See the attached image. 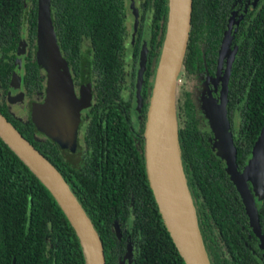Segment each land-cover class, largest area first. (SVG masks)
I'll return each mask as SVG.
<instances>
[{
  "label": "trees",
  "instance_id": "obj_1",
  "mask_svg": "<svg viewBox=\"0 0 264 264\" xmlns=\"http://www.w3.org/2000/svg\"><path fill=\"white\" fill-rule=\"evenodd\" d=\"M248 1L253 0H193L180 76L184 79L178 91L183 165L211 264H264V251L249 226L226 162L215 148V134L201 131L195 96L206 80L219 77L217 63L228 20ZM138 2L135 32L127 0H51L60 52L77 75L83 77L87 70L95 79L96 100L85 146L75 153L72 164L59 141L38 130L32 115L25 123L8 113L7 93L19 43L26 36L23 29L27 23L28 39L34 43L39 8L38 0H0V112L63 175L100 235L106 264H186L159 211L139 138L146 128L153 90L148 77L156 76L167 32L169 0ZM132 35L136 42L129 57ZM239 37L241 56L237 69L234 64L231 71L228 112L231 119L237 105L247 99L240 136L235 139L243 167L264 126V0L246 16ZM144 43L149 48L147 81L142 92L143 124L137 129L132 120ZM37 61L27 58L25 65L29 93L43 88ZM238 72H243L240 84L233 82L238 81ZM129 74L132 81H127ZM244 84L247 97L246 91H240ZM260 214L264 226V204ZM115 223L120 225L121 238ZM0 264H87L79 238L55 198L1 137Z\"/></svg>",
  "mask_w": 264,
  "mask_h": 264
},
{
  "label": "water",
  "instance_id": "obj_2",
  "mask_svg": "<svg viewBox=\"0 0 264 264\" xmlns=\"http://www.w3.org/2000/svg\"><path fill=\"white\" fill-rule=\"evenodd\" d=\"M38 52L39 65L49 70L47 97L42 109L34 107L32 117L39 131L61 142L65 150L75 145L80 124V101L68 62L60 52L51 0H38ZM134 29L138 30V15L135 2ZM193 0H169V19L162 54L157 68L150 106L147 114L145 140V162L151 189L159 207L164 224L186 264H211L206 250L194 201L187 183L180 144V123L178 115V91L180 76L189 44L192 27ZM232 24L226 32L220 51L219 70L231 49ZM229 55V54H228ZM230 59V58H229ZM148 48L143 45L137 81V102L142 109V88L147 69ZM45 65V66H44ZM232 65L221 77L220 99L209 91L208 109L210 124L215 134V148L227 164L237 189L243 199L247 214L255 233L264 249V234L260 227L258 210L250 186L252 179H264V127L253 148L252 158L243 172L239 169L238 151L234 143L227 106L229 81ZM220 74V72H219ZM220 78V75H218ZM211 81V80H207ZM20 82L13 84L20 90ZM16 91V90H15ZM0 137L20 157L50 191L74 228L82 246L87 264H106L103 242L91 218L71 190L69 184L52 164L17 128L0 112ZM173 149L176 151L181 171L185 177L194 212L195 235L183 224L176 207V198L167 193L168 168ZM262 170V171H261ZM166 183V184H165ZM117 235L121 238L119 223H115Z\"/></svg>",
  "mask_w": 264,
  "mask_h": 264
},
{
  "label": "flooded vegetation",
  "instance_id": "obj_3",
  "mask_svg": "<svg viewBox=\"0 0 264 264\" xmlns=\"http://www.w3.org/2000/svg\"><path fill=\"white\" fill-rule=\"evenodd\" d=\"M132 2H135L138 19L140 17L139 9H138L139 2H138V0H127L128 7L131 10L132 15L134 16V25H135L136 13H135V10H133L131 8ZM261 2H262V0L248 1L246 3L241 4L240 8L237 7L235 9V11L231 13L230 18H229L228 23H227V26H226V32L229 30V26H230V24L233 21L234 26H232V29H231V33H232V36H233V41H232V45H231V49H230L231 50L230 53H232L233 56L231 55L232 57L230 59H224V63H223V67H222L221 71L219 70V60H218L217 73L220 72V74H218V75H220V77H222L225 74L226 69L229 67V65H232V68H233V66L235 64V67L237 69V66L239 64V59L238 58H240V56H241L240 55V51H241V47H242L241 40H240V37H239V33L241 31V27H242V25L244 23V19L246 18V16L251 14L252 11L255 10L260 5ZM233 18H234V20H233ZM244 30H246V28H244ZM27 32H28V24L26 23L25 26H24V29H23V33H25L26 36L19 43L20 49H19V53H18V58H17V60L14 61L15 68H14V74L12 76V78H13L12 81L13 82H12V84H10V88H9L8 93H7L8 113L13 115L16 119H18L20 121H23L25 123L29 121V118L32 115V113L29 114V118L28 119H22V118H20V117H18V116H16L14 114V110L13 109L15 108V106L17 104H12L11 105V102H10V99H11L10 94H11V90L13 88V84H15L17 82H20V85H19L20 90L14 91V93H16V94L20 93L21 94V100H22L21 103H23V106H24L23 109L26 110L27 104L31 103L30 101L32 99H34L33 98L34 95H39V94L42 95V94H44L45 95V100H46V96H47L46 91H47L48 87L47 86L45 87L44 81H48L49 80V79L46 80V77L48 78V73L45 70H43V68L39 65L40 66V79L42 80V83H43L42 90L40 92H38V93L37 92L29 93L26 90L24 81H26V78H25V76H26V67H25V65L27 63V58L29 59L30 62L37 61V55L36 54L38 52V38L36 39V41L34 43H32L31 42V38L28 39ZM135 42H136L135 41V37H134V35H132L131 41L128 44V51L130 49V53L128 52L129 57L133 56V53H131L132 52L131 44L134 45ZM35 45H36V48L34 47ZM32 46L35 48L34 50H33ZM147 48H148V45H147ZM142 49H143V47H142ZM33 51H34V53H33ZM141 52H142V50H141ZM148 56H149V48H148ZM219 58H220V54H219ZM138 64H140V60H139ZM147 64H148V61H147ZM128 65L130 67H132V60L131 59H129ZM232 68H231V71H232ZM70 70H71V74H72V77H73V82H74V85H75L76 95H77V97H78V99L80 101V104H81V106H80V124H79V128L77 130L75 145H74V148L72 150H65L64 147H63V144L61 142H59V144H60L61 148L63 149L65 155L71 161V159H73V158L77 159V157L75 156V153L81 148V145H82L83 148L85 146L84 135H85V132H86V130L88 128V124L90 122V115L89 114H90V112H91V110H92V108L94 106L95 100H96V92H95V83H94L95 79L90 75L89 71L86 70L85 73H83V77H81V76H79V74L78 75L76 74V72L73 70V67ZM138 71H139V69H138ZM146 72H147V69H146ZM146 72H145V75H144V83H143L142 92H143V89H144L146 81H147L146 80ZM242 75H243V72H238L237 77H239V79H238V81H233V82H236V83L240 84V81H242V79L240 77ZM131 76H132V74H129L127 81H132V77ZM148 79H149L148 81L151 83V85L149 84L150 88L152 89L153 88L152 81L155 80V77L153 75H151V76L148 77ZM136 81H138V73H137ZM231 82L232 81H231V73H230L229 96H230V83ZM249 84H252V81H250ZM244 87L246 89L243 88V86H242V89L240 91H246V94L244 96L247 97L248 85L244 84ZM210 88H211V91L214 94V96H216V98L219 100L220 99V95H221V89H222L221 81L218 84V90H216V88L214 86L212 87L211 85H210ZM136 94H137V82H136V92H135L136 100H135V107H134V111H135V113L136 112L137 113L134 115L132 123L134 125H136L137 129H139L140 126H142V124H143L141 116H140L142 109L139 112L137 111L138 102H137V95ZM1 95H2V93L0 91V96ZM142 98H143V95H142ZM136 103H137V106H136ZM246 103H247V99H245L244 101L240 102L237 105L236 109L234 110L232 118L230 119V117H229L230 122H231V120H233V124L231 123V130H232V133H233V136H234V143H235V139H237L240 136V126H241L240 118L242 117V113L244 111ZM142 107H143V105H142ZM228 109H229V99H228L227 111H228ZM198 111H199V109H198ZM198 113H199V120L201 122V125H200L201 131L210 132V133L213 134L212 131L207 130L206 126H204L205 123L203 121V116L200 113V111ZM228 115H229V112H228ZM144 134H145V130H144V132L142 134L139 135V138L141 139V142H143V145L145 147ZM45 138H48V137L45 136ZM141 142H140V144H141ZM84 151H85V149H84ZM252 153H253V149L251 151L250 157L248 158L246 164L243 167L240 166V162H239V159H238L239 169H240L241 172H243L245 170L246 166L249 164V161L252 158ZM71 163L73 164V161H71ZM226 168H227V164H226ZM230 178H231L232 183L235 186V188H236V190H237V192H238V194H239V196L241 198L242 204L244 205L243 199H242V197H241V195H240V193H239V191L237 189V186L235 185L231 175H230ZM255 181H256L255 179H252V181L250 182V186H251V189H252V192H253V196H254V199H255V202H256V207H257V210H258L260 227H261V230H262V232L264 234V226H263V221L261 219V214H260V211H261V209L263 207V204H264V196L261 199L262 194H260V195L257 194V190L261 189L262 187H264V179H263V181L260 184L261 186L259 185V187L256 186V182ZM263 195H264V193H263ZM244 208H245V212L247 214L245 205H244ZM247 216H248V214H247ZM248 220H249V226L252 229L253 234L255 235V237L259 241V246L262 248L260 238L255 233L254 228L251 225L249 216H248ZM263 251H264V249H263Z\"/></svg>",
  "mask_w": 264,
  "mask_h": 264
},
{
  "label": "rangeland",
  "instance_id": "obj_4",
  "mask_svg": "<svg viewBox=\"0 0 264 264\" xmlns=\"http://www.w3.org/2000/svg\"><path fill=\"white\" fill-rule=\"evenodd\" d=\"M233 20H234V18H233ZM231 24H232V26H234L233 21H232ZM85 47H87V46H85ZM230 51L231 50L228 51L225 59H229V58H231L233 56L232 53H230ZM129 53H130V49H129ZM41 67L43 68V70H45L48 73V78L46 77V80H48L49 79V70L47 69L46 66L45 67L41 66ZM183 81H184V79H181L179 85H182ZM220 81H221V77L220 78L218 77V78H215L214 80H211V81H208L207 83H204V85L201 86V89L196 91V95H195L196 99H197V107H198L200 113L203 116V121L205 123L204 126H206V129L209 130V131H213V130H212V127H211V124H210V122H211L210 115L208 113V109L211 107L210 102H209L210 96H209V91L208 90L211 91V88H210L211 83L216 88V90H218V83ZM153 84H154V82H153ZM44 85H45V87L46 86L48 87L49 80L48 81H44ZM179 87H181V86H179ZM15 90L17 91L16 87L13 86V88L11 90V94H10V97H11L10 102H11V105L12 104H17L14 109L12 108L14 110V114L16 116H18V117H20L22 119H28L29 118V114H31L33 112L35 106L38 107V109H42V107H43V105L45 103V95L44 94H42V95L41 94L34 95L33 96L34 99H32L30 101L31 103L27 104V108L25 110V109H23L24 108L23 103H21L22 102L21 94L20 93L19 94L14 93ZM46 93H47V91H46ZM214 97L216 98V96H214ZM263 154H264V152L262 153V156H263ZM261 160H264V159H261ZM262 170L264 172V168ZM255 182H256V186L259 187V185L261 184L262 180L258 179ZM263 193H264V187H262L261 189L257 190V194L258 195L262 194L261 199L264 196Z\"/></svg>",
  "mask_w": 264,
  "mask_h": 264
},
{
  "label": "bare ground",
  "instance_id": "obj_5",
  "mask_svg": "<svg viewBox=\"0 0 264 264\" xmlns=\"http://www.w3.org/2000/svg\"><path fill=\"white\" fill-rule=\"evenodd\" d=\"M165 188L169 195L176 198V207L182 216L184 226L195 235L193 205L185 177L181 171L180 163L174 149L169 163Z\"/></svg>",
  "mask_w": 264,
  "mask_h": 264
}]
</instances>
